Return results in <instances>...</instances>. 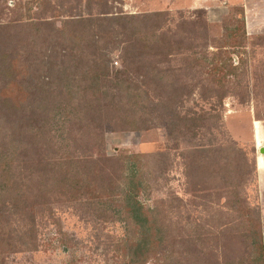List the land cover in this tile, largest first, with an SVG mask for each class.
<instances>
[{"label": "rangeland", "instance_id": "374dc122", "mask_svg": "<svg viewBox=\"0 0 264 264\" xmlns=\"http://www.w3.org/2000/svg\"><path fill=\"white\" fill-rule=\"evenodd\" d=\"M154 12L165 15L141 27L142 18L118 20ZM88 17L97 19L95 42L82 50L65 44L59 26ZM17 54L29 60L23 107L29 113L42 102L43 124V111H57L59 99L67 107L68 91L59 92L54 76L59 63L73 74L68 79H83L75 66L83 56L86 87L100 74L104 145L97 140L93 148L78 134L68 150L94 151L102 178L100 187L92 178L90 193L60 194L52 186L60 174L46 161L67 154L64 142L26 134L27 160L13 169L17 178L28 176L22 192L41 215L35 242L21 245L20 206L11 205L13 192L0 196V264H127V218L135 212L125 207L134 193L163 225V264H251L248 237L256 235L248 230L261 225L264 239V0H0V88ZM51 77L36 89L34 82ZM11 111L0 97L5 132ZM137 167L141 191L126 193L123 176ZM52 189L58 193L42 202L39 192Z\"/></svg>", "mask_w": 264, "mask_h": 264}, {"label": "trees", "instance_id": "16d2710c", "mask_svg": "<svg viewBox=\"0 0 264 264\" xmlns=\"http://www.w3.org/2000/svg\"><path fill=\"white\" fill-rule=\"evenodd\" d=\"M164 15V12H154L144 15H119L118 20H121L122 18H142L143 20H139L135 23V26L141 27L138 25H144L145 22L148 24V21H154L155 19L157 20ZM103 17L104 18L102 19L107 21L108 19H113L107 18V16ZM94 20L97 19H90L88 17L78 18V20L74 22L72 20H67L63 22L61 26H59V30H56L57 33L61 32L60 38L64 39L63 41L65 44H69L70 47L72 45L74 49L81 48L82 50L86 46V40H92L95 42L96 34L94 33L93 29L95 25ZM70 24L73 25L72 28L69 27ZM144 39L145 38H143V40ZM130 41L131 42L127 46L128 51L129 46L141 42L142 39H130ZM3 60L4 58H0V63H2ZM85 60L86 59L82 56L81 60H78L75 63L76 68L82 67V74L84 76L83 79L72 78L70 80L68 78L73 74H71L69 71V67L60 63L56 66L58 73L54 74V76L58 79L60 88L59 92L64 94L65 92L62 90V87H65V89L68 91L66 93L68 94V102L67 107H63L62 101L59 99L57 101L58 104L55 105L57 111H43V117H48L47 124H43L41 122L45 121V118H41L42 107L40 106L42 105V102L36 100L34 103L36 106H38L39 110H30L28 113L24 109V107L27 106L25 103L29 100L27 95H30V92H28L24 86V84L27 82V76L29 74V70L27 68V62L29 60L27 61V57L24 60H21L17 54L14 58H12V61L9 65L11 72L10 80L6 81L4 86L0 88V97L5 103H7L9 108H12L13 110L8 114L9 123H11V125H9V129H5L7 132L4 131L3 124L0 121V162L3 163L2 165L0 164V196H3L4 198L9 193L13 192L12 195H10L12 202L11 205H14L15 209H18V205L20 206L21 214L16 213L14 210L13 211L15 212L16 216L21 215L19 221L22 219V224L20 225L22 232H18V234H16V239L18 242H21V245H25L26 247L33 245L35 242L36 229H38L37 220L41 215L39 214L40 210L37 208V205L33 202H30L24 191L22 192V189L27 186L26 184L28 176L17 178L16 172L13 169L15 164L25 165V162L23 161L27 160L24 154L25 147L23 146L26 140V134L33 132L35 138L38 139L42 138L44 135L50 140L49 143L58 141L56 137L58 135V137L64 142L63 144H65L67 154L59 155L63 158H56V162L51 160L46 161V163L50 166V168H52V170H54V172H59L60 174L56 176L59 181L53 182L52 185L54 187L60 188L61 191L58 190L60 194H66V192L70 194L73 192V190L78 189L84 190L85 193H90L93 191V184L91 182L92 178L94 177H97L96 181L99 184L98 187L101 185L98 178L102 175V172L96 176L97 173L95 171L100 167L92 163L95 161V159L100 157L96 156L97 154H94V151H90V149L88 150V153L81 154L80 156L76 154L74 156L73 154L70 155V151L68 150L71 149L69 146L72 145V139H78V134L82 138L86 137L87 139H90V144L92 147L97 140H100V144L103 146V142L105 140L103 135V114L101 104L102 98L99 94L100 87L98 81V76L100 74L95 72V74L92 76L93 82L91 86L86 87V81L89 80V70L84 69ZM224 78L225 76H222L220 79H216H218L219 82H223ZM73 80L83 82L81 84H76L73 82L72 84ZM51 81H54L52 77L51 79H44L42 81L37 80L34 83L36 89L42 92L47 84L52 83ZM66 81L70 82L65 85ZM41 96L43 100L47 99V96L46 99L43 94ZM76 100L79 101L74 104ZM62 114L66 115L65 119L64 116L62 117ZM168 114L169 113L166 110L162 112V116L164 118ZM28 116L29 118H27ZM189 120L190 119H187V117H182L180 119L181 123L184 124H186ZM33 121L38 122L37 125L31 124ZM8 138L9 141L7 140ZM128 155L127 156L130 158H136L139 156V154H134V156L131 154ZM103 158H106V161L113 160V158H109L107 156ZM138 159L139 158H137V160ZM13 162H15L14 165ZM67 165L68 167L65 168L64 166ZM131 171L132 172H130L126 177L123 176V179L126 183L125 186L127 187L126 193L130 192L133 194L134 192L138 193L141 191L140 188L142 187L141 184L143 183L142 178L144 177L138 174V167ZM78 177L80 178L79 180H77ZM101 178L102 176L99 179ZM28 187L31 188L30 186ZM57 193L52 189V191H47V193L39 192V197L42 202H49L51 201L50 199ZM96 195L104 197L105 194L97 192ZM129 195L128 205L125 207V212L133 211L135 212V216H128L127 218L129 219V225L131 228H128V236L124 242L127 243V247H129V249H133V253L131 256H129L127 264H149L150 259H153V264L165 263L162 261V256H160L161 253L159 252V250L163 247V241L165 239V231L162 223L156 216L154 218L150 215V212L152 211L147 210L144 204H142L137 199V194L134 193L132 196L131 194ZM248 231H251L253 235H256L254 237L249 235L250 237H248V246L252 251L250 263L264 264V239L261 225L257 230L249 229ZM1 242L2 240H0V245Z\"/></svg>", "mask_w": 264, "mask_h": 264}, {"label": "water", "instance_id": "95a60500", "mask_svg": "<svg viewBox=\"0 0 264 264\" xmlns=\"http://www.w3.org/2000/svg\"><path fill=\"white\" fill-rule=\"evenodd\" d=\"M258 145H259V144H258ZM259 151H260L261 154H264V147H260V148H259Z\"/></svg>", "mask_w": 264, "mask_h": 264}, {"label": "bare ground", "instance_id": "6f19581e", "mask_svg": "<svg viewBox=\"0 0 264 264\" xmlns=\"http://www.w3.org/2000/svg\"><path fill=\"white\" fill-rule=\"evenodd\" d=\"M257 144H259V143L257 142ZM259 161H260V164H261L260 167H261L262 166V163H263L262 158H260Z\"/></svg>", "mask_w": 264, "mask_h": 264}]
</instances>
